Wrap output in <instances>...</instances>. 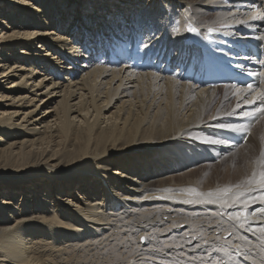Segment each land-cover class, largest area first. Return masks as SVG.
I'll use <instances>...</instances> for the list:
<instances>
[{
	"label": "bare ground",
	"instance_id": "1",
	"mask_svg": "<svg viewBox=\"0 0 264 264\" xmlns=\"http://www.w3.org/2000/svg\"><path fill=\"white\" fill-rule=\"evenodd\" d=\"M142 1L0 0V85L16 80L0 88V133L8 134L0 183L11 195L0 206L13 207L20 189L52 206L0 224V264H264V188L246 183L264 170V113L244 126L264 104V54L235 57L261 78L249 89L201 88L95 60L109 42L144 34L149 54L183 63L199 55L190 26L218 32L222 44L264 42V0ZM243 132L241 146L222 140ZM230 148L241 166L230 168L227 186L156 180L173 163L192 164L187 155L199 163ZM97 189L100 200L88 201Z\"/></svg>",
	"mask_w": 264,
	"mask_h": 264
},
{
	"label": "rangeland",
	"instance_id": "2",
	"mask_svg": "<svg viewBox=\"0 0 264 264\" xmlns=\"http://www.w3.org/2000/svg\"><path fill=\"white\" fill-rule=\"evenodd\" d=\"M30 1L32 3L31 7H38V4L36 2H34V0H27ZM50 1V0H45V4ZM79 1V0H78ZM147 1H142L143 4H145ZM90 4V2H88ZM83 6H86V4H83ZM87 7V6H86ZM85 7V8H86ZM90 7V6H88ZM41 9V8H39ZM79 9V8H78ZM85 10V9H84ZM77 12V11H76ZM90 12H92V10H90ZM33 14H40L42 17V13L41 12H32ZM76 15L78 16V12L76 13ZM71 19L74 20V17L71 16ZM18 53V52H17ZM16 53V56L18 57L19 55ZM82 62V61H80ZM82 63H79V66ZM43 72V71H42ZM44 73V72H43ZM16 80L12 79L8 84H10L11 82H15ZM59 83H64V78L63 79H59L58 80ZM8 84L5 85H0V88H6L8 86ZM65 85H67V82H65ZM6 104V103H5ZM56 103H53V106H55ZM2 108L1 104H0V109ZM224 120V124H228L227 118L226 119H221ZM5 137H8V134H2L0 133V138L4 139V141H7ZM11 134H10V137ZM261 142H260V148H261V153L264 152L262 150H264V129L262 130V134H261ZM13 141L12 139L9 140ZM243 145V144H242ZM241 146V145H238ZM239 150L238 149H234V148H230L228 150H226L221 157H216V156H212V157H205L202 162H195L193 161V159H191L189 157V155H187V159L191 160L192 164H186L184 163L183 166H180L181 162L178 161L179 165H175L174 163L173 165H169L170 168H165L166 172L164 173V175H161L159 177L156 178V180H158L157 182H162V181H166V179L171 180V184L172 182L174 184H172V187L174 186L176 189L177 187H181V186H185L186 184V179H188L187 181H191L194 182L195 185H197V189L198 190H211V189H215V187H222V184L227 186L229 184V180H231V178L227 179L230 172H228L230 170V168L233 170V168L237 169V167L239 168L241 166L239 159L237 157V152ZM234 153V154H233ZM232 154V155H231ZM179 157L176 156V159L178 160ZM180 159V158H179ZM237 159V161H236ZM224 160V161H223ZM183 161V160H181ZM221 161V162H220ZM177 163V164H178ZM218 163V164H217ZM206 164V166H205ZM216 164V165H215ZM188 165V166H186ZM204 168H203V166ZM219 165V166H218ZM210 166V167H209ZM214 166V167H213ZM230 166V167H229ZM235 166V167H234ZM206 167V168H205ZM191 168V169H190ZM187 169V170H186ZM193 169V170H192ZM200 169V170H199ZM222 170V171H220ZM225 170V171H224ZM192 171V172H191ZM195 171V172H194ZM197 171V172H196ZM223 172V173H222ZM187 173V174H186ZM200 173V174H199ZM0 178L3 177L2 176V172L0 171ZM159 174V173H158ZM185 174V175H184ZM219 175V177H217V175ZM221 174V175H220ZM233 174V171H232ZM10 175L12 176H17L14 172L10 173ZM74 176L78 175V173L74 172L73 174ZM183 175V176H182ZM197 175V176H196ZM145 176V175H144ZM177 176V177H176ZM188 176V177H187ZM175 177V178H174ZM181 177V178H179ZM183 177V178H182ZM185 177V178H184ZM222 177H225L224 179ZM171 178V179H170ZM173 178V179H172ZM191 178H194L191 180ZM179 179V181H177ZM218 179V180H217ZM227 179V180H225ZM167 180V182H168ZM175 182H174V181ZM226 181V182H225ZM180 185H175L179 184ZM210 182V183H209ZM215 182V183H214ZM219 182V183H218ZM224 182V183H222ZM170 185V181L168 182ZM227 183V184H225ZM3 183H0V203L2 202V200H7L8 198L11 196L10 194L7 193V190L3 187H1ZM159 184V183H158ZM199 184V185H198ZM210 185V186H209ZM18 188H16L17 190ZM15 190V191H16ZM118 190V189H117ZM122 190L124 192H127L128 190L125 189V187H122ZM31 191V190H29ZM71 192L73 191L72 189L70 190ZM63 193H66V191H64ZM75 194V191L73 192ZM69 194V193H68ZM14 197L11 198V201L13 203V207H1L0 206V218H2V220L0 219V224H7L9 222V225H13L15 223L16 219H20L21 217L24 216H28L29 218H32L34 216H40L42 214V211H45L46 208H48V210L52 209V206H50L48 203H44L43 201V197L38 196L37 199L34 198V196L32 195L31 197L28 196L27 198L25 197L23 191L20 189L19 191L17 190V193H14ZM76 195V194H75ZM100 189L97 190H93L91 191V193L89 194L88 201L93 202L94 200H100ZM204 194L201 193V191H199L198 196L202 197ZM40 197V198H39ZM57 197L54 196L53 197V201L56 199ZM25 199V201H24ZM38 200V201H37ZM42 200V201H41ZM6 201V202H7ZM29 201L28 203L31 204V207H24L23 204L25 202ZM50 202V201H49ZM39 206V207H38ZM7 208V209H6ZM45 208V209H44ZM5 209V210H3ZM48 212V211H47ZM11 216V219H8L7 217ZM2 227V226H0Z\"/></svg>",
	"mask_w": 264,
	"mask_h": 264
},
{
	"label": "snow or ice",
	"instance_id": "3",
	"mask_svg": "<svg viewBox=\"0 0 264 264\" xmlns=\"http://www.w3.org/2000/svg\"><path fill=\"white\" fill-rule=\"evenodd\" d=\"M260 19H264V17H260ZM187 30L189 32H196V28L191 27V26L188 27ZM259 99L264 100V96H260ZM250 103H255V101H250ZM255 113H264V104H261L257 109H255L254 113H247L246 115H248L251 118L252 116L255 115ZM229 127H230L231 131H233V132H240L241 131V129L238 127H235V126H229ZM213 143H216V142L213 141ZM257 163L261 166L262 169H264V152H262L260 154V159L257 161ZM246 183L249 185L257 184L259 187L264 188V170H261L259 172H253L251 178H249L246 181ZM230 191H231V189H225L224 190L225 194H227ZM259 199L262 202H264V197H260ZM241 215H244V214L237 213L234 217L230 216L229 219L239 220L241 218ZM240 226L243 227L244 226L243 223H241ZM262 231H264V229H262ZM217 251H220V249H217ZM262 251H264V248H262ZM262 259H264V257H262ZM217 264H219V262H217Z\"/></svg>",
	"mask_w": 264,
	"mask_h": 264
}]
</instances>
